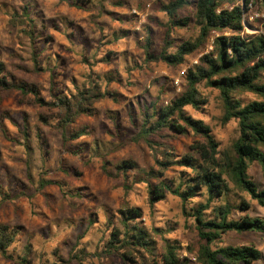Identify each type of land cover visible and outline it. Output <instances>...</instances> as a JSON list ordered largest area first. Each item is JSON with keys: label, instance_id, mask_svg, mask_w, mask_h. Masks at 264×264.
Wrapping results in <instances>:
<instances>
[{"label": "trees", "instance_id": "obj_1", "mask_svg": "<svg viewBox=\"0 0 264 264\" xmlns=\"http://www.w3.org/2000/svg\"><path fill=\"white\" fill-rule=\"evenodd\" d=\"M61 1L81 9L95 3V0ZM149 1L167 16L166 32L163 45L155 50L153 28L149 22L144 24L147 33L140 40L144 61L165 62L173 67L187 64V67L182 73L180 90L173 96L167 98L166 85L156 97L145 102L139 99L138 110L131 107L136 132L115 147L118 149L128 141H143L151 149L154 163L144 166L130 156L118 160L115 166L123 175L127 193L135 183H145L151 208L166 200L169 194L179 197L184 216L193 220L198 240L195 245L183 246L179 240L168 238L160 226H146L142 209L126 203L118 210H104L110 232L103 238V248L94 255L100 259L117 255L128 264H189L190 257L182 255V250L186 249L195 254L199 264H252L263 255L257 241L219 242L231 232L245 236L264 231V218L253 214L255 205L264 206V186L261 187L251 173L256 163L264 176V18L257 19V31H246V24H251L246 18L251 0H112V3L130 7L134 2L143 8ZM30 13L32 10L27 3L22 15L29 20V28L24 31L32 40L33 67L21 65L19 68L32 73L52 72L53 68L42 63L36 41L43 38H39ZM134 13L132 10L117 18L128 22ZM177 29H195L197 35L179 38L174 35ZM131 31L129 27H120L112 32L108 43L128 37ZM212 36V47L206 50ZM45 38L48 40L49 36ZM200 52L196 62H187L190 55ZM114 54V50H108L101 57L94 54L91 62L85 52L83 61L91 66V71L81 81L72 79L74 89L57 92L50 99L42 95L38 82L21 77L0 58V94L19 91L24 96L33 95L36 104L55 111V122L51 125L62 131L64 141L78 139L88 133L89 127L82 124L69 134L70 126L83 117L95 116L98 103L108 97L120 102L121 93L110 87L113 81L119 80L118 75L94 70L98 63L110 62ZM206 88L218 91L223 106L222 124L232 121L238 124V136L226 148L221 147L212 125L189 111V107L198 111L206 109L210 103ZM249 94L254 97L245 98ZM40 119L49 123L45 113L40 114ZM24 134L29 140L27 124ZM179 135H192L195 139L182 154L169 142ZM26 145L30 146L28 142ZM107 155H102L106 173ZM171 169L175 174H168ZM55 183V180H40L42 188ZM91 219L97 221L95 217ZM19 232L18 226L0 223V255L8 261L33 264L27 255L16 257L10 251ZM155 235H161L162 244ZM27 247L30 251V245ZM84 249L72 250L68 258L60 257V261L51 264H72L74 259L83 263L91 254Z\"/></svg>", "mask_w": 264, "mask_h": 264}, {"label": "rangeland", "instance_id": "obj_2", "mask_svg": "<svg viewBox=\"0 0 264 264\" xmlns=\"http://www.w3.org/2000/svg\"><path fill=\"white\" fill-rule=\"evenodd\" d=\"M149 2L150 6L145 3L140 8L134 2L130 7H123L113 4L112 0H95L89 8L81 9L61 0H0V58L21 77L38 82L47 99L57 92L74 89L72 79L81 81L91 71V66L83 61L85 52L92 62L94 54L101 57L108 50L116 51L110 62L98 63L94 70L116 73L119 80L113 81L110 87L121 92L120 102L108 97L98 103L95 116L83 117L70 126L69 134L82 124L89 130L80 138L68 141H64L61 130L51 125L55 122V111L36 104L33 95L24 96L19 91L0 94V223L20 228L17 240L10 247L16 257L25 254L33 264H51L60 261V257L68 258L72 250L85 248L91 254L83 263L74 259L72 264H128L117 255L110 259L94 255L103 248V238L110 232L104 210H118L126 203L142 209L146 226H160L168 238L179 240L185 247L197 243L193 220L184 216L179 197L169 194L166 200L151 208L145 183H135L127 193L123 175L115 166L118 160L130 156L144 166L154 163L151 149L143 141H128L118 149L115 147L136 132L131 107L138 110L139 99L145 102L156 97L166 85L167 98L173 96L181 87L176 79L181 81L182 70L187 67V64L173 67L165 62L144 61L140 43L147 33L144 24L149 22L153 28L155 50L163 45L166 32L167 16L154 8L153 1ZM251 2L246 18L253 25L246 24L248 32L257 31V19L264 18V1ZM27 3L39 38H43L36 41L42 63L53 68L52 72L32 73L19 68L21 65L33 67L32 40L24 31L29 28V20L22 15ZM133 9L137 12L128 22L117 18L132 13ZM122 26L131 28V35L108 43L112 32ZM174 35L188 38L197 35V31L177 29ZM45 36H49L48 40ZM213 38L209 39L206 50L211 49ZM200 55L201 52L190 55L187 62H196ZM204 91L210 98L206 109L198 111L189 107V111L212 125L221 147L226 148L238 136V124L236 121L222 124L223 106L218 91L210 88ZM248 97L254 96H245ZM41 113L48 115L49 123L41 121ZM26 124L29 140L24 134ZM194 140L192 135H179L169 142L182 154ZM103 154H108V173L103 169ZM251 173L264 186L258 164L251 167ZM168 174H175V170H169ZM42 178L57 183L42 188ZM253 214L264 218V206L255 205ZM91 217L97 221L93 222ZM155 238L162 244L161 235ZM246 239L257 241L263 252L252 264H264V231L245 236L231 232L219 243L239 244L247 242ZM182 255L190 257L189 264H199L195 254L186 249ZM0 264L20 263L0 255Z\"/></svg>", "mask_w": 264, "mask_h": 264}, {"label": "built area", "instance_id": "obj_3", "mask_svg": "<svg viewBox=\"0 0 264 264\" xmlns=\"http://www.w3.org/2000/svg\"><path fill=\"white\" fill-rule=\"evenodd\" d=\"M250 4H252V2H250ZM148 6H150V2L148 3ZM133 11H134V12H137L136 9H133ZM185 70H186V69H183V70H182V73L185 72ZM179 82H180V80H179V78H177V79H176V83H177V85L179 84ZM195 258H196V257H195ZM195 258H194V259H195Z\"/></svg>", "mask_w": 264, "mask_h": 264}, {"label": "crops", "instance_id": "obj_4", "mask_svg": "<svg viewBox=\"0 0 264 264\" xmlns=\"http://www.w3.org/2000/svg\"><path fill=\"white\" fill-rule=\"evenodd\" d=\"M121 93V92H120Z\"/></svg>", "mask_w": 264, "mask_h": 264}]
</instances>
